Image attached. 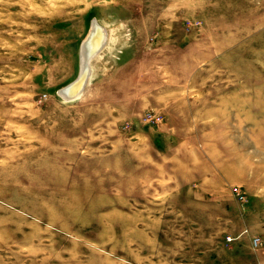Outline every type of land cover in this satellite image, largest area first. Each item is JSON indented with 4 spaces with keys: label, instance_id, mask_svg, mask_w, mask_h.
Wrapping results in <instances>:
<instances>
[{
    "label": "rangeland",
    "instance_id": "374dc122",
    "mask_svg": "<svg viewBox=\"0 0 264 264\" xmlns=\"http://www.w3.org/2000/svg\"><path fill=\"white\" fill-rule=\"evenodd\" d=\"M0 264H264V0H0Z\"/></svg>",
    "mask_w": 264,
    "mask_h": 264
},
{
    "label": "bare ground",
    "instance_id": "6f19581e",
    "mask_svg": "<svg viewBox=\"0 0 264 264\" xmlns=\"http://www.w3.org/2000/svg\"><path fill=\"white\" fill-rule=\"evenodd\" d=\"M109 40L108 31L97 20L93 22L82 44L80 53V75L73 83L60 89V95L67 100L78 99L92 73L91 59L101 52Z\"/></svg>",
    "mask_w": 264,
    "mask_h": 264
},
{
    "label": "water",
    "instance_id": "95a60500",
    "mask_svg": "<svg viewBox=\"0 0 264 264\" xmlns=\"http://www.w3.org/2000/svg\"><path fill=\"white\" fill-rule=\"evenodd\" d=\"M59 94H60V91H59Z\"/></svg>",
    "mask_w": 264,
    "mask_h": 264
}]
</instances>
